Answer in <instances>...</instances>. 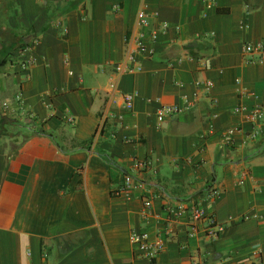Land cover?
Here are the masks:
<instances>
[{
  "label": "crops",
  "instance_id": "crops-1",
  "mask_svg": "<svg viewBox=\"0 0 264 264\" xmlns=\"http://www.w3.org/2000/svg\"><path fill=\"white\" fill-rule=\"evenodd\" d=\"M141 10L162 32L141 70L120 74ZM258 42L264 0H0V115L14 134L0 136V264H264V123L254 137L248 118L264 106V61L244 51ZM162 104L181 110L160 122ZM127 173L154 196L147 218L137 193L114 194ZM213 185L204 206L221 233L202 222L190 237L187 211L168 235L167 205ZM134 231L163 241L155 260Z\"/></svg>",
  "mask_w": 264,
  "mask_h": 264
},
{
  "label": "built area",
  "instance_id": "built-area-1",
  "mask_svg": "<svg viewBox=\"0 0 264 264\" xmlns=\"http://www.w3.org/2000/svg\"><path fill=\"white\" fill-rule=\"evenodd\" d=\"M162 32V29L155 27L151 17L143 10L137 13L136 18V30L130 36H127V55L125 60L116 64V69L120 74L124 73H133L141 70L140 58L141 57H151L155 53V44L157 43L159 36ZM37 40H34L36 43ZM244 51L248 54L257 52L258 58L252 59L251 61H264V42L258 43H247L244 46ZM33 63V60L23 62L21 64V69L24 71V78H28V70ZM112 89L117 88V84L113 82L111 84ZM126 107L132 109L133 107V93L122 94ZM22 103V94L19 93L16 95V100L13 102H4L3 107L6 110L11 108V105L15 103ZM180 107L177 105L171 104H162L157 112V117L160 122H163L167 118L180 112ZM236 111H240V108H237ZM250 121L256 124L255 128L252 130L251 135L256 137L261 131V123H264V106H256L253 111L248 115ZM105 122L104 120L99 123L96 131L95 137L99 136L103 129ZM235 130H230V133H233ZM135 167L138 171L142 172L151 167V161L147 159L136 160ZM137 193L136 195L141 197L145 209L144 217H148V212L152 209L154 196L149 193L146 182L139 178L135 177L132 174H125L122 183L114 191V194L117 195H129L131 193ZM222 193L221 188L216 185L211 186L206 194L200 199H194L190 203L184 201L178 202L176 207H172L170 204L166 207L167 218H166V232L168 235L173 234L171 224L173 220H178L181 218L185 212L190 211L189 219V231L188 235L194 236L198 230L199 225L203 222L205 223V229L207 235L216 238L221 231L223 226L219 225L217 218L214 213L207 212L204 204L207 201H213L218 198ZM131 241L138 250L139 255L146 260L153 261L157 258L158 254L163 250V241L161 239L152 240L150 234L147 231H134L131 234ZM192 264H200L199 260H194ZM245 264V263H239Z\"/></svg>",
  "mask_w": 264,
  "mask_h": 264
},
{
  "label": "trees",
  "instance_id": "trees-1",
  "mask_svg": "<svg viewBox=\"0 0 264 264\" xmlns=\"http://www.w3.org/2000/svg\"><path fill=\"white\" fill-rule=\"evenodd\" d=\"M6 60H1L0 65L4 64ZM11 120H9L6 116L0 115V136L1 135H14L13 133H5L9 127V125H12Z\"/></svg>",
  "mask_w": 264,
  "mask_h": 264
},
{
  "label": "rangeland",
  "instance_id": "rangeland-1",
  "mask_svg": "<svg viewBox=\"0 0 264 264\" xmlns=\"http://www.w3.org/2000/svg\"><path fill=\"white\" fill-rule=\"evenodd\" d=\"M16 130V129H15Z\"/></svg>",
  "mask_w": 264,
  "mask_h": 264
}]
</instances>
